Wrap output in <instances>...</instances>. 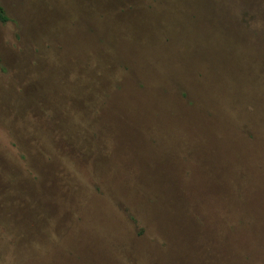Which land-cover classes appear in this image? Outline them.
<instances>
[{
    "label": "rangeland",
    "instance_id": "1",
    "mask_svg": "<svg viewBox=\"0 0 264 264\" xmlns=\"http://www.w3.org/2000/svg\"><path fill=\"white\" fill-rule=\"evenodd\" d=\"M0 7V264H264V0Z\"/></svg>",
    "mask_w": 264,
    "mask_h": 264
},
{
    "label": "trees",
    "instance_id": "2",
    "mask_svg": "<svg viewBox=\"0 0 264 264\" xmlns=\"http://www.w3.org/2000/svg\"><path fill=\"white\" fill-rule=\"evenodd\" d=\"M7 21V17L3 12V9L0 7V22L5 23Z\"/></svg>",
    "mask_w": 264,
    "mask_h": 264
}]
</instances>
